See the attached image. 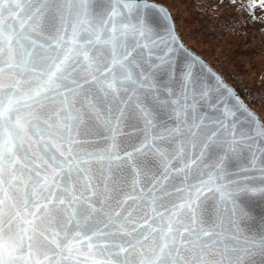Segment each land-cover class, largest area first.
I'll return each instance as SVG.
<instances>
[{"label":"snow or ice","instance_id":"snow-or-ice-1","mask_svg":"<svg viewBox=\"0 0 264 264\" xmlns=\"http://www.w3.org/2000/svg\"><path fill=\"white\" fill-rule=\"evenodd\" d=\"M257 199L264 123L167 8L0 0V264H264Z\"/></svg>","mask_w":264,"mask_h":264},{"label":"rangeland","instance_id":"rangeland-1","mask_svg":"<svg viewBox=\"0 0 264 264\" xmlns=\"http://www.w3.org/2000/svg\"><path fill=\"white\" fill-rule=\"evenodd\" d=\"M152 1L166 6L172 18L173 16L178 17L179 24L176 27L174 22L175 28L177 32L178 29L183 28L181 34H184V40L179 32L178 34L184 44L187 47H189L188 44L192 45L196 51L193 50L194 48H189L200 55L214 70L216 69L210 63L212 59L224 69L234 68L244 79L251 80L249 78L256 76L264 79V30H262L264 28V7L257 6L252 9L256 20L244 26L238 25L232 30L224 31V25L225 27H229V25L216 23L215 20L222 16L226 19L230 14H233L235 4L239 0H235V3L231 2V4L221 0ZM241 1L249 2V0ZM202 52L206 54V57L201 55ZM218 73L221 75L220 72ZM258 82L261 81L258 79ZM252 96L259 111L242 101L264 123V90L258 95L252 92Z\"/></svg>","mask_w":264,"mask_h":264},{"label":"trees","instance_id":"trees-1","mask_svg":"<svg viewBox=\"0 0 264 264\" xmlns=\"http://www.w3.org/2000/svg\"><path fill=\"white\" fill-rule=\"evenodd\" d=\"M221 1H226L230 4L231 2H233V0H221ZM248 4H249L248 1L239 0L235 4V12H233V14H230L228 18L226 19H224L223 16L221 18L219 17L217 20H215V22L225 23L226 25L228 24L229 27H225L224 25V31H225L226 29L232 30L238 25L244 26L250 23L251 21L256 20V17L254 16L252 9L248 7ZM173 18H174V22L176 23V27H177V24H179L178 17L173 16ZM219 21H222V22H219ZM262 30H264V28H262ZM178 32L183 38L184 34L183 35L181 34V32L183 33V28H181V30L178 29ZM186 43H187V40H186ZM188 46L191 47L192 49L194 48L190 44H188ZM193 50H195V48ZM201 55L206 57V54L204 52H202ZM210 63L218 72L221 73L223 78L234 88V90L240 95L243 101L248 103L256 111H259V108L257 107L254 101V98L252 96V92L258 95L264 90V79H260L259 76H256L253 78H249L251 80H247V79H244L243 77H240L241 75L234 68H230L228 70L224 69L220 65L216 64V62H214L213 59L210 60ZM234 75H239V76H234ZM258 79L261 82H258Z\"/></svg>","mask_w":264,"mask_h":264},{"label":"water","instance_id":"water-1","mask_svg":"<svg viewBox=\"0 0 264 264\" xmlns=\"http://www.w3.org/2000/svg\"><path fill=\"white\" fill-rule=\"evenodd\" d=\"M150 3H153V4H156V5H159V6H163L165 8H167L166 6L160 4V3H157V2H154L152 0H149ZM167 10L169 11V9L167 8ZM170 12V11H169ZM171 14V13H170ZM172 17V16H171ZM173 19V18H172ZM174 21V20H173ZM177 32V30H176ZM178 34V32H177ZM179 35V34H178ZM180 38V36H179ZM180 40L182 41V39L180 38ZM182 43L184 44V42L182 41ZM184 46L190 50L193 54H195L196 56L200 57L204 63L213 71L215 72L218 76H220L222 79L223 77L216 71L214 70L200 55H198L197 53H195L193 50H191L189 47H187L185 44ZM224 83L228 85V87H230L233 92L240 98V100L242 101L240 95L234 90V88L229 85L224 79H223ZM244 103V102H243ZM245 104V103H244ZM246 105V104H245ZM247 106V105H246ZM248 107V106H247ZM249 108V107H248ZM250 109V108H249ZM251 110V109H250ZM252 111V110H251ZM253 112V111H252ZM257 116V115H256ZM258 117V116H257ZM259 118V117H258ZM249 207L252 211V214L253 216L255 217V219L252 221V227L253 228H259L260 226V222H261V219L264 218V201H261V200H253V201H250L249 202Z\"/></svg>","mask_w":264,"mask_h":264}]
</instances>
